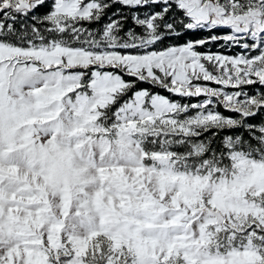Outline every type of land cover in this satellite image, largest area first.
Here are the masks:
<instances>
[{
  "label": "rangeland",
  "instance_id": "rangeland-1",
  "mask_svg": "<svg viewBox=\"0 0 264 264\" xmlns=\"http://www.w3.org/2000/svg\"><path fill=\"white\" fill-rule=\"evenodd\" d=\"M43 1L31 27L0 22V264H264V127L253 150L192 141L237 124L216 103L242 118L264 107L243 89L264 86V0H151L227 30L210 41L236 54L196 51L209 40L144 51L149 21L144 36L88 31L101 0H0L1 18ZM118 72L202 99L138 91L113 109L130 87Z\"/></svg>",
  "mask_w": 264,
  "mask_h": 264
},
{
  "label": "trees",
  "instance_id": "trees-1",
  "mask_svg": "<svg viewBox=\"0 0 264 264\" xmlns=\"http://www.w3.org/2000/svg\"><path fill=\"white\" fill-rule=\"evenodd\" d=\"M100 4L101 8L97 16L90 21L82 22V25H84L88 31L97 32L99 35L103 33L108 25H113L116 30V35L125 38L128 35L144 36L145 31L147 30L145 23L149 21L156 28V39L144 51H162L169 47L198 43L205 40L209 41L195 46L197 52L218 51L227 54H236L237 52H235L234 49L239 51L238 48H233L232 51H225L222 48H218L221 40L210 41L215 36H221L228 33L227 30L216 28L203 29L199 27L190 28L188 26V17L174 1L152 2L150 0L137 5H127L118 0H101ZM51 7L52 5L50 1H43L42 3L35 5L25 18L21 19V17L16 16V18L11 21L1 18L0 13V22L3 23V32L8 26L11 31L22 25L24 27H31L35 21L47 17L52 10ZM0 41L6 40L0 37ZM134 51L143 50H130V52ZM118 73L121 79L128 83L130 87L126 94L121 96L122 98H119L117 101L118 103L112 106L113 109L138 91H146L150 95H159L180 105H191L202 99L201 97L176 95L162 87L139 80L136 77L121 72ZM243 89L248 96H254L257 93L264 95V86L258 84H249L244 86ZM214 111L223 117L236 120L237 124L222 129L212 128L207 133L204 132L203 134L194 136L192 141L204 142L205 138H207L209 141L208 151L221 155L226 152V149L223 146V140L225 138L238 139L241 147H243L241 149L245 151L249 148L253 150L257 146L256 141H258V136L260 135L257 128L264 127V107H259L253 114L244 118H242L236 111L224 109L219 103L215 104ZM181 147H186L182 149L185 152L190 149V146L187 144H184Z\"/></svg>",
  "mask_w": 264,
  "mask_h": 264
},
{
  "label": "water",
  "instance_id": "water-1",
  "mask_svg": "<svg viewBox=\"0 0 264 264\" xmlns=\"http://www.w3.org/2000/svg\"><path fill=\"white\" fill-rule=\"evenodd\" d=\"M209 215L212 216V217H214V219H215V223H216L217 225L220 224V223L222 222V217H221V215L219 214V212H216V211L211 212V211H209Z\"/></svg>",
  "mask_w": 264,
  "mask_h": 264
}]
</instances>
